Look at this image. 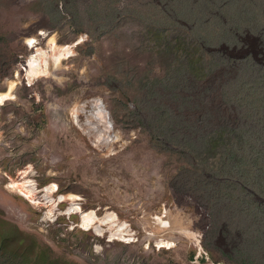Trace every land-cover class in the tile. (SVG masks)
Segmentation results:
<instances>
[{"label": "rangeland", "instance_id": "1", "mask_svg": "<svg viewBox=\"0 0 264 264\" xmlns=\"http://www.w3.org/2000/svg\"><path fill=\"white\" fill-rule=\"evenodd\" d=\"M35 28L48 30L39 46L54 34L73 53L25 84L13 70ZM10 84L0 246L36 262L195 264L193 241L177 233L158 248L148 238V217L167 211L202 233L209 259L199 264H264V0H0V92ZM92 98L120 134L113 152L70 119ZM10 179L53 183L55 197L114 212L131 232L110 238L81 228L78 214L46 218Z\"/></svg>", "mask_w": 264, "mask_h": 264}, {"label": "bare ground", "instance_id": "2", "mask_svg": "<svg viewBox=\"0 0 264 264\" xmlns=\"http://www.w3.org/2000/svg\"><path fill=\"white\" fill-rule=\"evenodd\" d=\"M26 43H32L34 37L28 32L26 35ZM33 51H30L26 59V78L28 83H32L34 79L50 72V64L58 67L63 59L68 58L73 53L74 44L59 45L54 34L51 35L45 44V47L32 45ZM14 85L10 84L6 90L0 92V103L12 97ZM86 109V107H88ZM80 114L84 115V120L80 118ZM70 115L72 123L80 129L91 141L97 149L105 148L106 153L115 151L114 143L120 140V134L113 127L109 116L98 98H92L87 101H77L70 107ZM70 120V121H71ZM26 174L21 172L22 178ZM9 188L22 195L26 200L34 205H43L45 208L44 217L54 218L57 214H78L79 226L84 230H92L98 235L105 232L109 233L110 238H124L130 234L131 230L125 221L119 219L114 212L107 211L103 215H97L93 209H82L78 202V196L67 193L54 196L57 186L49 184L44 188L38 189L32 179L14 180L10 179ZM43 192L39 196L38 193ZM66 201L67 207L63 210H57L60 202ZM146 234L148 238L154 239L157 246L166 245L171 247L172 241L168 240L171 235L178 233L180 236L190 241H198L197 234L184 225L181 218L171 216L165 211L163 214H155L148 217ZM78 225V224H77ZM132 234V233H131ZM126 239V238H125Z\"/></svg>", "mask_w": 264, "mask_h": 264}, {"label": "built area", "instance_id": "3", "mask_svg": "<svg viewBox=\"0 0 264 264\" xmlns=\"http://www.w3.org/2000/svg\"><path fill=\"white\" fill-rule=\"evenodd\" d=\"M46 34H48L47 29H45V28H42V29L37 28L36 29L35 28V30L33 31L32 35H31L34 37V41H32V43H26V41L24 40V44H25L26 48L29 51H33L32 50L33 47H31V44L32 45H39L40 40L43 39ZM27 57H25V58H23L22 56L19 57L18 62L16 63V66L13 70V76L17 79L18 78L21 79V81L25 84H28L27 78L25 75L26 74V67H27V63H26ZM190 229L192 230V227ZM193 231L197 234L198 241H197V243L196 242L191 243L195 246V249H196V252L192 255L191 262L195 263V264H199L202 260L208 261L209 257H208L207 252L202 247V233L198 230L197 231L193 230ZM174 234H177V233H174ZM172 236L173 235H171L169 238H171ZM154 244L158 248L163 247V246H161V247L157 246L155 241H154ZM164 247H167V246L164 245Z\"/></svg>", "mask_w": 264, "mask_h": 264}, {"label": "trees", "instance_id": "4", "mask_svg": "<svg viewBox=\"0 0 264 264\" xmlns=\"http://www.w3.org/2000/svg\"><path fill=\"white\" fill-rule=\"evenodd\" d=\"M40 262L28 261L27 257L19 252H13L0 246V264H74L56 258L39 259Z\"/></svg>", "mask_w": 264, "mask_h": 264}]
</instances>
